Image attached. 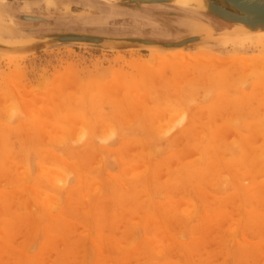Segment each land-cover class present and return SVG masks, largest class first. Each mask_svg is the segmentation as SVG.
I'll return each instance as SVG.
<instances>
[{"label":"rangeland","instance_id":"1","mask_svg":"<svg viewBox=\"0 0 264 264\" xmlns=\"http://www.w3.org/2000/svg\"><path fill=\"white\" fill-rule=\"evenodd\" d=\"M29 5H0L1 41L25 42L63 30L95 33L99 27L102 35L134 31L120 35L175 42L231 28L210 13L173 5ZM18 14L43 20L25 21ZM209 41L191 42V58L174 57L177 67L166 63L163 70L165 63L152 62L151 51L137 48L57 45L15 55L25 56L16 67L0 59V264H264L260 48L241 41L211 47ZM206 48H218L214 58L199 52ZM133 53L147 61V70L127 64ZM179 60L189 64L179 67ZM121 74L135 82L128 86L127 77V84L108 90L105 84L114 85ZM137 75L147 84L137 83ZM63 100L67 104L59 108ZM78 117L84 125L78 126ZM57 124L62 131H53ZM44 167L64 174L53 180L58 187L49 183ZM45 196L55 199L52 206ZM181 206L194 210L188 214Z\"/></svg>","mask_w":264,"mask_h":264},{"label":"water","instance_id":"2","mask_svg":"<svg viewBox=\"0 0 264 264\" xmlns=\"http://www.w3.org/2000/svg\"><path fill=\"white\" fill-rule=\"evenodd\" d=\"M1 6L6 7L13 2H41L45 0H4ZM99 1V0H94ZM209 1V8L201 9L202 12L211 15L229 23L231 28L220 33L201 32L189 37H185L175 42H161L144 39L140 37L122 36L120 34H135L134 31L116 32L112 35L100 34V28L95 29V33L60 31L54 35L33 38L25 42H4L0 40L1 55H20L37 49L52 47L57 45L89 46L107 50L118 49H147L149 51H172L179 48L187 49L191 42L210 39L208 45L211 47L223 45L230 42H238L248 37V33L264 30V0H221L230 9L216 5L212 0ZM102 2V1H99ZM114 8L120 3L131 4L135 8H143L155 5H173L170 0H117L114 3L107 4ZM27 5V3H26ZM215 7V8H214ZM218 7V9H216ZM109 12V9H106ZM19 19L25 21H40L41 17L29 14H18Z\"/></svg>","mask_w":264,"mask_h":264},{"label":"bare ground","instance_id":"3","mask_svg":"<svg viewBox=\"0 0 264 264\" xmlns=\"http://www.w3.org/2000/svg\"><path fill=\"white\" fill-rule=\"evenodd\" d=\"M46 1H49V2L51 3L52 1H55V0H46ZM85 1H86V0H85ZM99 1L105 2V3H107V4H110V3L112 4V3H114V2L117 1V0H99ZM170 1L173 2V6L180 7V9H183V10L188 11V12H191V13H194V11H193L192 9H194V10H196V11H201V9H203V8H205V7H208V8H209V1H207V0H170ZM4 2H5L4 0H0V3H1V4H4ZM31 4H33V3H31ZM52 4H54V2H53ZM155 4H156V3H155ZM155 4H151V5H155ZM28 5H29V4H28ZM216 5H218V4H216ZM29 6H30V5H29ZM218 7H219V5H218ZM218 7H216V9H218ZM221 7H222V6H221ZM214 8H215V7H214ZM219 8H220V7H219ZM156 9H157V8H156ZM186 9H188V10H186ZM222 9H223V7H222ZM220 10H221V8H220ZM191 13H190V14H191ZM196 14H197V13H196ZM205 15H206V14H205ZM204 19H205V17H204ZM206 20H207V19H206ZM193 22H194V21H193ZM207 22H208V21H207ZM198 23H200V22H198ZM4 24H5V23H4ZM194 24H195V23H194ZM2 27H3V26H2ZM6 27H7V25H6ZM188 27H189V28H190V27H194V25H193V24H188ZM0 28H1V27H0ZM9 29H10V28H9ZM247 35H248L247 38L242 39L241 42H240V41H238V42H240V43L243 44V45H245V44H252V43L254 42L255 44H257V45L259 46V48H260V54H259V55L257 54V55H256V58H257V56H259V57L262 58V59L259 58V60L261 59V61H262V62H261L262 64H261V66H260V67H261V71H262V69L264 70V68L262 67V66L264 65V63H263V62H264V59H263V57H262V56H264V30L257 31V32H250V33H248ZM3 41H4V40H3ZM235 45H236V44H235ZM255 46H256V45H255ZM230 47H236V46H230ZM237 47H239V46H237ZM221 49H222V48H221ZM130 51H133V50H130ZM201 51L204 52V55H203L204 57H205V55H206V56H210V57L212 56V57L214 58L213 55H214V53H215L216 51H218V48H214V49H212V48L207 49V48H206V50L202 49V50H200L199 52H201ZM229 52H233V50H230ZM133 54H134V56H132V57L130 56L131 58L128 60L127 64H130L131 67H132V66L135 67V69H136V67L139 68L140 66L144 69V65L146 66L147 61L142 60V59L139 57V54H135V53H133ZM198 54H200V53H198ZM255 54H256V53H255ZM131 55H132V54H131ZM178 56L182 57V59H183V58H186V59H187V57L189 58L190 54L186 52V49L183 50L182 48H179V49H176V50H172V51H156V50H153V51L150 52V59H151V61H152V60H156V61H158V62L161 61L162 63H165L164 66L162 65L163 67L161 66L162 69H160V70H163V68L165 69V67H166V63H167V64L169 63L170 66H172V67H170V68H173V69H174V67L176 68V67H177V62H178L177 59H176V66H175V65H172L171 62L174 61V57H178ZM203 56H202V58H201V56H199V57H200L199 59H201V60H202V59H205V58H203ZM233 56H235V55H233ZM241 56H242V57H241ZM241 56H239L240 59H243V57H245V55L243 56V54H242ZM252 56H253V54H252ZM24 57H25V56H15V55H14V56L10 55V56L7 57V55H6V57L3 56V57H0V59L5 60V62H6L7 65H10V66L13 65V66L16 67V65H18V63H19ZM115 57H116V56H115ZM210 57H209L208 61L211 60ZM236 57L238 58V56H236ZM178 58H179V57H178ZM190 58H191V57H190ZM190 58H189V59H190ZM215 58H216V56H215ZM227 58H228V57H227ZM227 58H226V59H227ZM229 58H230V57H229ZM249 58L251 59V57H249ZM115 59H117L118 61H121V62H126V60H124L123 57H119V56H118V57H116ZM127 59H128V58H127ZM189 59H188L189 62L192 61V60H189ZM195 59L198 60L197 58H195ZM244 59H245V62H246L247 57H245ZM123 60H124V61H123ZM215 60H216V59H215ZM217 60H218V59H217ZM217 60H216V61H217ZM227 60H229V59H227ZM227 60L224 59V61H227ZM235 60H237V59H235ZM251 60H252V59H251ZM254 60H255V59H254ZM254 60H253V61H254ZM259 60H258V63L260 64ZM179 61H180V60H179ZM183 61L185 62V60H183ZM188 61L186 60V63H188ZM220 61L223 62V60H220ZM241 61H242V60H241ZM3 62H4V61H3ZM152 62H153V61H152ZM161 62H160V63H161ZM218 62H219V60H218ZM243 62H244V61H242V63H243ZM248 62H249V60H248ZM254 62H255V61H254ZM160 63H158V64H160ZM173 63H174V62H173ZM178 63H179V62H178ZM186 63H183V62L180 61V65H179V64H178V65H179V67H180V66L184 67V65H186ZM219 63H220V62H219ZM256 63H257V62H256ZM256 63H254V65H255ZM156 64H157V63H156ZM174 64H175V63H174ZM181 64H183V65H181ZM188 64H189V63H188ZM252 64H253V63H252ZM135 65H137V66H135ZM138 65H139V67H138ZM243 65H244V64H243ZM245 65H246V64H245ZM254 65H253V66H254ZM127 66H128V65H127ZM148 66H149V64H148ZM157 66H158V65H157ZM173 66H174V67H173ZM11 67H12V66H11ZM129 67H130V66H129ZM131 67H130V68H131ZM141 67H140V68H141ZM159 67H160V66H159ZM250 67H251V65H250ZM250 67H247V68H249V69H248L249 71H250ZM260 67H259V68H260ZM13 68H14V67H13ZM142 68H141V69H142ZM168 68H169V67H166V69H168ZM247 68H246V69H247ZM141 69H140V71H141ZM147 69H148V67L145 68L144 71L147 70ZM13 70H14V69H13ZM16 70H17V69H16ZM130 70H131V69H130ZM136 70H137V69H136ZM151 70H152V69H151V67H150V71H151ZM245 71H246V70H245ZM168 72H169V71H168ZM189 72H190V71H189ZM204 72H205V71H204ZM16 73H17V72H16ZM18 73H19V72H18ZM119 73H120V72H119ZM127 73H128V72H127ZM134 73H136V72H134ZM160 73H161V72H160ZM164 73H165V72H164ZM244 73H245V72H244ZM250 73H251V75H252L253 72H250ZM140 74H141V75H140ZM161 74H163V72H162ZM69 75H71V74H69ZM138 75H139V76H142V73L140 72ZM138 75H137V76H138ZM145 75H146V72H145ZM189 75H190V73H189ZM191 75H192V74H191ZM191 75H190V76H191ZM263 75H264V73H263ZM75 76H77V75H75ZM121 76L123 77V79H121L122 77L119 76L120 80H119L118 78H116V80H118V82H117V81H114V82H115L114 85L111 86V84H113V83L110 82V84H107V85L105 84V86H106L107 88H109V86L112 88L113 86H115V85H117V84H119V83L121 84L122 81H123L122 84H124V83H125L124 78H127V77H129V81L127 80V83H129V84H128V86H129V85L131 84V82H132V80H130V78L132 79V77H130L131 75H130V76L128 75L127 77H124V75L121 74ZM139 76L137 77V79H138L137 83L141 81V82H140V85H142L141 83H143V81H146V78L143 79V78L145 77V76H144V77H142V79H143V80H142L141 78H139ZM163 76H164V75H163ZM167 76H168V75H167ZM167 76H166V77H167ZM186 77H187L188 79L190 78L189 76H186ZM69 78H70V77H69ZM72 78H73V77H72ZM135 78H136V77H135ZM167 78H168V77H167ZM194 78H195V76H194ZM263 78H264V76H263ZM73 79H74V78H73ZM190 79H191V81H192V77H191ZM70 80H71V78H70ZM70 80H69V81H70ZM171 80H172V79H171ZM186 80H187V79H186ZM263 80H264V79H263ZM7 81H8V80H6V82H7ZM9 81H10V80H9ZM9 81H8V82H9ZM23 81H24V80H23ZM119 81H120V82H119ZM182 81H183V80H182ZM189 81H190V80H189ZM6 82H5V83H6ZM74 82H76V81H73V83H74ZM116 82H117V83H116ZM134 82H135V81H134ZM134 82H132V83H134ZM147 82H148V81H147ZM147 82H145V83L147 84ZM175 82H176V81L174 80V85H176ZM184 82H186V81H184ZM184 82H182V83H184ZM69 83H70V82H69ZM73 83H72V84H73ZM76 83H77V82H76ZM76 83H75V84H76ZM78 83H79V82H78ZM89 83H90V82H89ZM93 83H94V82H93ZM93 83L91 82V85L89 84V86H92V88H93V85H94ZM127 83H125V84H127ZM145 83H143V84H145ZM92 84H93V85H92ZM120 84H119V86H120ZM180 84H181V83H180ZM211 84H212V83H211ZM66 85H67V84H66ZM66 85H64V86H66ZM86 85H87V84H86ZM133 85H134V84H133ZM172 85H173V83H172ZM181 85H182V84H181ZM255 85H256V84H255ZM64 86H62V87H64ZM76 86H77V85H76ZM79 86H80V85H79ZM83 86H84V84H83ZM83 86H82V87H83ZM89 86H88V87H89ZM117 86H118V85H117ZM117 86H115V87H117ZM124 86H125V85H124ZM131 86H132V84H131ZM131 86H130V87H131ZM136 86H138V85H136ZM178 86H179V84H178ZM73 87H75V85H74ZM95 87H99V86H95ZM95 87H94V89H95ZM103 87H104V86H102V88H103ZM106 87H104V88H106ZM120 87H121V86H120ZM120 87H119V88H120ZM134 87H135V86H134ZM143 87H144V86H143ZM175 87H176V86H175ZM65 88H66V87H65ZM83 88H84V87H83ZM107 88H106V89H103V90H107ZM111 88H109L108 90H111ZM132 88H133V87H132ZM135 88H136L135 90L137 91V87H135ZM141 88H142V87H141ZM145 88H146V87H145ZM57 89H58V90L54 89V92H55V91L58 92V91H59V88L57 87ZM74 89H75V88H74ZM85 89H87V87H85ZM100 89H101V88H100ZM100 89H98V90H100ZM116 89H117V91H118V88H116ZM124 89H125V92H126L128 88H127V89L124 88ZM138 89H139V87H138ZM67 90H68V89H67ZM79 90H81V88H80ZM101 90H102V89H101ZM101 90H100V91H101ZM103 90H102L101 92H103ZM108 90H107V92H108ZM122 90H123V88H122L120 91H122ZM139 90H140V89H139ZM60 91H61V90H60ZM62 91L64 92V89H63ZM76 91H77V88L75 89V92H76ZM84 91H85V90H84ZM86 91H87V90H86ZM88 91H89V88H88ZM67 92H69V90H68ZM90 92H91V91H90ZM107 92H106V93H107ZM118 92H119V91H118ZM118 92H117V93H118ZM130 92H131V91H130ZM176 92H177V91H176ZM51 93H52V92H51ZM55 93H56V92H55ZM58 93H59V92H58ZM70 93H73V91H70ZM111 93L113 94V92H111ZM122 93H123V92H122ZM127 93H128V92H127ZM137 93H139V92H137ZM64 94H65V92H64ZM66 94H69V93H66ZM115 94H116V93H115ZM120 94H121V93H120ZM123 94H125V93H123ZM131 94H133V93H131ZM48 95H50V94H48ZM104 95H106V94H104ZM121 95H122V94H121ZM137 95H138V94H137ZM137 95H136V96H137ZM51 96H52V95H51ZM72 96H73V95H71L70 98H71ZM132 96H133V95H132ZM138 96H140V93H139ZM143 96H145V94H143ZM55 97H56V96H55ZM85 97H86V96H85ZM118 97H119V96H118ZM133 97H134V96H133ZM145 97H146V96H145ZM206 97H207V95H206ZM48 98H49V97H48ZM51 98H52V97H51ZM51 98H50V101H51ZM136 98H137V97H136ZM137 99H138V98H137ZM141 99H142V98H141ZM141 99H140V100H141ZM48 100H49V99H48ZM52 100L54 101V98H53ZM56 100H57V97H56ZM261 100H262V99H261ZM261 100H260V101H261ZM141 101H142V100H141ZM146 102H147V101H146ZM48 103L50 104V102H48ZM4 104H5V103H4ZM49 104H48V105H49ZM66 104H67V100H63L62 103L60 104L59 108L66 106ZM137 104H139V103L137 102ZM48 105H47V106H48ZM132 105H133V104H132ZM246 107H247V106H246ZM34 108H35V107H34ZM51 108H53L52 110L55 109V108L52 107V106H51ZM230 108H231V107H230ZM56 109H57V107H56ZM143 109H144V108H143ZM232 109H233V108H232ZM234 109H235V108H234ZM49 110H50V109H49ZM49 110H48V111H49ZM52 110H51L50 112H54V113H55V111H52ZM215 110H216V109H215ZM250 110H252V109H250ZM216 111H217V110H216ZM233 111H234V110H233ZM246 111H247V109H246ZM33 112H34V111H33ZM48 113H49V112H48ZM54 113H53V115H54ZM138 113L140 114V109H139V112H138ZM143 113H144V112H143ZM240 113H241V112H240ZM41 114H42V113H41ZM214 114H215V113H214ZM53 115H52V116H53ZM248 115H249V113H248ZM262 115H263V114H262ZM259 116H260V114H259ZM263 116H264V115H263ZM134 117H136V116H134ZM78 118H79V120H80L79 122H81V123H79V125H78V124H77V125H78V126H80V124H83V125H84V123H82V122H83V121H82L83 119H82L81 117H78ZM130 118H131V117H130ZM175 118H176V116H175L173 119L171 118V121L174 120ZM217 118H218V116H217ZM231 118H232V117H231ZM67 119H68V118H67ZM70 119L72 120L73 118L70 116ZM70 119H69V121H71ZM76 119H77V118H76ZM76 119H75V117H74V121H76V122L78 123V121H77ZM81 119H82V120H81ZM128 119H129V118H127V121H129ZM155 119H156V118H155ZM233 119H234V118H232V120H233ZM175 120H177V119H175ZM175 120H174V122H175ZM232 120H231V121H232ZM74 121H73V122H74ZM124 121H125V120H124ZM154 121H155V120H154ZM233 121H234V120H233ZM66 122H67V121H66ZM76 122H74V123H72V124H75ZM49 123H50V122H49ZM123 123H124V122H123ZM236 123H237V122H236ZM35 124H36V123H35ZM46 124H48V123H46ZM41 125H42V124H41ZM70 125H71V124H70ZM70 125H69V126H70ZM36 126H37V125H36ZM44 126H45V124H44V122H43V126H42V127H44ZM46 126H47V125H46ZM50 126H51V124H50ZM53 126H54L53 131H54L55 127H56L57 129H58V127H59V128H62V124H61V125L57 124V126H56V125H53ZM53 126H52V127H53ZM74 126H76V125H74ZM107 126H108V125H107ZM214 126H215V125H214ZM47 127H48V126H47ZM47 127H46V128H47ZM70 127H71V126H70ZM83 127H84V126H83ZM163 127H164V126H163ZM39 128H41V127H39ZM73 128H74V127H73ZM106 128H107V127H106ZM44 129H45V128H44ZM63 129H64V127H63ZM83 129H84V128H83ZM256 129H257V128H256ZM261 129H263V128H261ZM58 130H59V129H58ZM58 130L55 129V132L62 131L61 129H60L59 131H58ZM69 130H70V128H69ZM72 130H73V129H72ZM72 130H70V132H71ZM80 130H81V128L79 129V131H80ZM258 131H260V130H258ZM261 131H263V130H261ZM55 132H54V133H55ZM81 132H82V131H81ZM200 132H201V131H200ZM50 133H51V132H49V134H50ZM202 133H203V132H202ZM202 133H201V134H202ZM59 134L61 135V133H59ZM66 134H67V133H66ZM257 134H258V133H257ZM50 135H51V134H50ZM50 135H49V136H50ZM57 135H58V134H57ZM57 135H56V138H57ZM60 135H58V136H60ZM40 136H41V135H40ZM62 136H63V137L65 136L64 133H63ZM234 136H235V135H234ZM50 137H51V136H50ZM197 137H198V136H197ZM200 137L203 138L202 136H200ZM262 137H263V135H262ZM262 137H261V138H262ZM51 138H52V137H51ZM58 138H60V137H58ZM58 138H57V139H58ZM201 138H200V139H201ZM238 138H239V137H238ZM48 139H49V138H48ZM4 140H5V139H4ZM49 140H50V139H49ZM54 140H55V139H54ZM60 140H63V138L60 139ZM183 140H184V139H183ZM194 140H195V139H194ZM261 140H262V139H261ZM196 141H197V138H196ZM199 141H200V140H199ZM62 142H63V141H62ZM263 142H264V140H263ZM195 143H196V142H195ZM195 143H194V144H195ZM248 143H250V142H248ZM197 144H198V142H197ZM231 144H232V143H231ZM198 145H199V144H198ZM233 145H235V144H233ZM262 145H263V144H262ZM202 146H204V145L202 144ZM212 146H213V145H212ZM222 147H224V145H223ZM156 148H157V147H156ZM261 148H262V147H261ZM144 149H145V148H144ZM158 149H159V148H158ZM158 149H157V150H158ZM227 149H228V148H227ZM263 149H264V148H263ZM230 150H231V149H230ZM142 151H143V150H142ZM142 151H141V152H142ZM222 151H223V150H222ZM224 151H225V150H224ZM141 152H140V153H141ZM154 152H155V150H154ZM41 153H42V152H41ZM252 153H253V152H252ZM255 153H257V151H256ZM255 153H254V154H255ZM142 154H143V153H142ZM145 154H147V153H145ZM140 155H141V154H140ZM259 155H260V154H259ZM55 156H56V157H60V156H57V155H55ZM145 156H147V155H145ZM202 156H203V155H202ZM97 157H98V156H97ZM195 157H197V155H195ZM204 157H205V156H204ZM252 157H253V156H252ZM198 158H199V156H198ZM213 158H214V157H213ZM254 158H255V157H254ZM257 158H259V157H257ZM184 159H185V158H184ZM184 159H183V160H184ZM223 159H224V158H223ZM251 159H252V158H251ZM255 159H256V158H255ZM195 160H196V159H195ZM195 160H193V161L190 160V161H191V162H194ZM253 160H254V159H253ZM64 161H65V160H64ZM64 161H63V162H64ZM181 161H182V160H181ZM187 161H188V160H187ZM190 161H189V162H190ZM98 163H99V162H98ZM250 163H252V162L250 161ZM64 164L67 165L65 162H64ZM93 164H94V163H93ZM182 164H183V161H182V163H181V167H182ZM188 164H192V163H187V167H188ZM195 164H196V163H195ZM176 165H177L176 168H177V167L179 168L180 165H179V166H178V164H176ZM185 165H186V164H185ZM193 165H194V164H193ZM199 165H200V164H199ZM41 168L43 169L42 165H41ZM41 168H40V170H41ZM146 168H147V167H146ZM178 168H177V169H178ZM44 169H45V170H44V171L42 170V171H43L44 173H45V172L47 173V179H49V183H51V181L53 182V180H55V179L57 180V181L55 180L56 183H57L58 180L61 179L60 177H61L62 175H64V174H62V173L60 172V170H57L56 168H54V169H55L54 172H53L52 168H50V171H49V167H48V169H46V167H44ZM190 169H191V168H190ZM18 170H19V169H18ZM51 170H52V171H51ZM42 171H40V172H42ZM56 171H57V172H56ZM58 171H59L60 173H59ZM131 171H133V170H131ZM131 171H130V172H131ZM139 171H140V170H139ZM139 171H138V172H139ZM187 171H188V170H187ZM190 171H191V170H190ZM52 172H53V173H52ZM55 172L57 173L58 176L56 175ZM23 173H26V172H22L21 175H23ZM44 173H42V174H44ZM46 173H45V174H46ZM126 173H127V172H126ZM134 173H135V172H133V174H134ZM189 173H190V172H189ZM61 174H62V175H61ZM137 174H138V173H137ZM186 174H187V172H186ZM68 175H69V174H68ZM126 175H127V174H126ZM127 176H128V175H127ZM186 176H187V175H186ZM188 176H189V174H188ZM188 176H187V177H188ZM190 176H192V175L190 174ZM215 176H216V175H214L213 177H215ZM220 176H222V175H220ZM48 177H49V178H48ZM58 177H59V178H58ZM66 177H67V176H66ZM142 177H143V176H142ZM142 177H141V178H142ZM57 178H58V179H57ZM190 178H191V177H190ZM236 178H237V177H236ZM67 179H68V178H67ZM186 179H187V178H186ZM218 179H219V176H218ZM222 179H223V178H222ZM65 180H66V179H65ZM60 181H61V180H60ZM61 182H62V181H61ZM66 182H68V181H66ZM93 182H95V181H93ZM97 182H98V181H97ZM117 182H118V181H117ZM236 182H238V181L236 180ZM53 183L55 184V182H53ZM53 183H52V184H53ZM59 183H60V182H59ZM156 183H157V182H156ZM97 184H98V183H97ZM62 185H63V184H62ZM95 185H96V184H95ZM95 185H94V186L92 185L91 187H94L93 189H95V187H97V185H96V186H95ZM216 185H217V183H216ZM55 186H57V185L55 184ZM55 186H54V187H55ZM122 186H123V185H122ZM124 186H125V185H124ZM214 186H215V185H214ZM57 187H58V186H57ZM91 187H90V188H91ZM55 188H56V187H55ZM66 192H67V191H66ZM200 195L202 196V194H200ZM65 196H66V195H65ZM45 197H47V196H45ZM84 197H85V196H84ZM202 197H203V196H202ZM43 198H44V197H43ZM47 198H49V197H47ZM51 198H52V197H51ZM51 198H49V200H48V199H47V200L44 199L43 202H45V200H46V202H47V201H50V204H51V201H52V204H53V203H54L53 200H55V199L52 198V200H50ZM54 198H55V197H54ZM210 199H211V198H210ZM60 201H61V200H60ZM203 202H205V201H203ZM59 203H60V202H59ZM181 203H182V202H181ZM43 204H44V203H43ZM52 204H51V206H52ZM44 205H45V204H44ZM57 205H58V203H57ZM179 205H180V204H179ZM183 205H184V204H183ZM48 206H50V205H49V202H48ZM191 206H192V205H191ZM191 206H190V207H191ZM169 207H170V206H169ZM181 207H184V208H185V206H181ZM181 207H180V208H181ZM190 207L188 206L187 208H188L189 210H192V209L194 210V208H192L193 206L191 207L192 209H190ZM178 208H179V207H178ZM50 209H52V207H51ZM185 209H186V208H185ZM188 209H186L185 212H186ZM165 210L167 211L168 209H165ZM182 211H184V209H183ZM193 212H194V211H193ZM186 213H188V212H186ZM186 213H185V214H186ZM191 213H192V212H191ZM188 214H189V213H188ZM185 216H187V215H185ZM190 216H191V215H190ZM257 216H258V215H257ZM248 217H249V216H248ZM190 218H191V217H190ZM249 218H251V217H249ZM233 219H235V218H233ZM252 220H254V219H252ZM131 221H132V220H131ZM238 224H239V223H238ZM236 226H237V225H236ZM237 227H238V226H237ZM235 229H237V228H235ZM167 240H168V239H167ZM165 241H166V240H164V242H165ZM156 246H158V245H156ZM156 246H155V247H156ZM159 246H160V244H159ZM157 248H159V247H157ZM160 248H161V247H160ZM259 249H260V248H259ZM159 250H160V249H159ZM152 251H153V250H152ZM156 251H157V250H156ZM162 251L164 252V250H162ZM158 253H159V251H157V255H158ZM161 254H162V253H161ZM163 254H164V253H163ZM163 254H162V255H163ZM102 260H103V259H102ZM102 260H101V261H102ZM18 263H19V262H18Z\"/></svg>","mask_w":264,"mask_h":264},{"label":"flooded vegetation","instance_id":"4","mask_svg":"<svg viewBox=\"0 0 264 264\" xmlns=\"http://www.w3.org/2000/svg\"><path fill=\"white\" fill-rule=\"evenodd\" d=\"M214 3H216V4H218V5H221L222 7H225V8H227L226 7V5L222 2V1H219V0H212ZM194 13H196V12H194ZM193 13V14H194ZM210 17V16H209ZM212 18V17H211Z\"/></svg>","mask_w":264,"mask_h":264}]
</instances>
